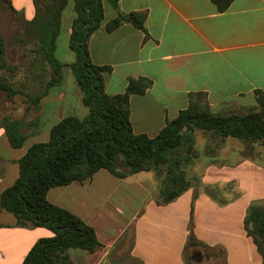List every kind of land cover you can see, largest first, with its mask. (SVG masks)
<instances>
[{
  "label": "crops",
  "instance_id": "crops-1",
  "mask_svg": "<svg viewBox=\"0 0 264 264\" xmlns=\"http://www.w3.org/2000/svg\"><path fill=\"white\" fill-rule=\"evenodd\" d=\"M11 2L12 11L23 13L25 21L35 17L34 0ZM70 3L74 15L66 26L71 36L77 14L72 0L67 7ZM31 7V12L26 11ZM104 7L105 21L90 37L88 48L94 64L112 68L104 74L106 92L109 95L124 93L131 78L152 81L145 95H133L130 100L135 133L156 137L168 120H174L189 106L192 93H206L213 112L218 105L217 112L244 113L257 108L256 91L264 93V0H235L223 13L217 11L211 0H119V9L126 14L147 13V32L130 23L108 32L105 24L117 16V11L107 2ZM66 97L67 93L64 99ZM0 133L2 149L12 148L1 127ZM215 150L218 151L214 156H222L208 164L200 180L203 190L193 184L168 205L157 204L152 193L144 208L124 209V213L107 200V184V188H96L94 178L92 184L76 182L90 195L82 199L84 209L76 215L96 230L103 247L95 253L71 249L69 255L74 264H125L124 254L129 256L130 264H186L191 221L195 238L207 247L197 248L202 252L198 264L219 261L264 264L262 254L245 229L249 207L254 202L264 201V167L253 157L241 156L242 149L228 146ZM21 157L6 158L0 153V195L19 177L17 162ZM119 180L124 192L130 195L138 194L141 185L148 181L146 178L136 182ZM206 186L217 187L221 193L231 195L228 200L224 199L228 204L221 206L214 201L206 193ZM51 190L48 200L66 209L62 193ZM51 193L55 194L54 201ZM99 197L104 200L101 202ZM130 229L132 239L126 252L127 243L122 240ZM52 236L53 232L47 228L20 226L13 214L0 210V264H8L17 256L18 263L22 264L41 238ZM19 242L27 246L18 255ZM207 250H215L217 255L208 256Z\"/></svg>",
  "mask_w": 264,
  "mask_h": 264
},
{
  "label": "trees",
  "instance_id": "trees-1",
  "mask_svg": "<svg viewBox=\"0 0 264 264\" xmlns=\"http://www.w3.org/2000/svg\"><path fill=\"white\" fill-rule=\"evenodd\" d=\"M69 1L34 0L35 17L25 23L27 34L34 39L36 48L43 53L51 69L47 88L31 99L34 104L46 97L50 89L61 84L62 69L68 66L57 60L55 52L63 12ZM72 1L77 18L72 26L70 47L76 52L77 60L71 68L89 113L83 119L76 116L64 118L52 127L48 141L30 146L17 162L19 177L0 195V210L13 214L20 226L47 228L54 234L41 238L22 264H74L69 255L71 249L95 253L103 247L92 226L48 200L53 188L76 182L83 184L93 180L101 170L122 180L142 172H156L162 175L157 203L168 205L194 184L188 177L187 168L198 158L197 131L215 139H237L247 144L251 154L254 146L264 145V93L261 91H256L257 108L244 113H215L206 93H192L189 106L174 120H168L156 137L135 133L130 117V100L133 95H145L152 81L143 77L131 78L124 93L109 95L105 90L104 74L111 72L112 68L92 62L88 41L105 21V2L117 11V16L105 24L108 32L126 23L147 32L148 15L146 12H122L119 0ZM234 1L211 0L220 13L226 12ZM5 6L14 10L11 0H0V11ZM6 53V41L0 33V70L10 72L14 69L8 65ZM0 91L8 97L21 94L6 80H0ZM0 127L5 130L12 148L24 147L29 135L21 121L5 118ZM205 191L220 204L227 203L214 196L220 193L219 188L206 186ZM197 197L198 194L194 201ZM245 229L264 258V201L254 202L249 207ZM190 230L186 255L190 253V259L195 260V255L202 256L197 248L207 247L195 238L192 221Z\"/></svg>",
  "mask_w": 264,
  "mask_h": 264
},
{
  "label": "rangeland",
  "instance_id": "rangeland-1",
  "mask_svg": "<svg viewBox=\"0 0 264 264\" xmlns=\"http://www.w3.org/2000/svg\"><path fill=\"white\" fill-rule=\"evenodd\" d=\"M32 10V7L26 9V11L29 12ZM72 15H74L73 5L70 3L69 7H67L65 11L64 27L61 30L59 39L57 41L55 53L57 60L61 64L68 65L62 69V82L61 84L50 89L49 94L40 102L34 104L31 99H34L38 94L45 91L48 82L51 79V69L46 60L43 58V53H41L36 48L34 39L29 34H27L24 14L21 12H13L8 6H5L3 10L0 11V33L6 37L8 45L6 61L8 65L14 69L10 72L0 70V80H6L12 84L14 88L20 90L21 92V94L18 96L8 97L5 92L0 91V123H2L5 118L21 121L25 127V132L29 135L28 140L21 149L7 148L4 150V148L2 149L1 140L0 153L6 158L21 157L33 144L48 141L52 127L64 118L68 116L82 118V116L88 114V108L83 104V93L80 91L77 85L76 78L71 68V65L77 60L76 52H74L70 47V35L68 33V26H66L68 20L72 19ZM65 93H67V97L64 99ZM136 106L137 105L134 102L132 106L134 113L136 112ZM219 108L220 105L214 108L216 111L215 113L235 112L231 110L217 112ZM1 138L2 137L0 136V139ZM246 145L247 144L234 138L221 141L219 138H211L209 135L204 134V132L197 131L196 153L198 154V158L194 160L187 168L189 178L192 179L194 185L197 186L199 190H203L202 186L200 185L201 177L205 173L209 163L220 160L219 158L222 156L221 154L219 155V158L218 156L214 155L218 151L215 149H219L221 147L229 146L234 150L242 149L241 156L253 157L257 163H262L263 165V143H260L259 146H254L252 149L253 154H251L252 152L246 147ZM209 150L215 152L210 153ZM236 155L239 156L240 153L237 152ZM161 177L162 175H159L156 172H142L124 179L129 182H136L137 180H142L144 178L148 179V181L145 180L146 182L141 185L142 187H140V191L136 195H130L124 192L125 190L122 187V184L119 183L120 180L105 170H102L96 174L94 177V183L96 188L108 187L109 192L107 200L112 202L111 205L114 208H122V211L124 212V209L135 211L137 209L144 208L147 202L150 201V196H152V193L155 198L154 200H156L157 203ZM92 182L93 180L88 181L90 184H92ZM105 184H107V187ZM83 190L80 187V184L74 183L67 188H54L51 190V192H61L63 195L62 199L64 202H67L62 204H67L66 209H69L70 211L72 210L71 212L76 214V212L80 213V211H83L84 207L82 199L88 197L89 195L87 193L88 191ZM225 193L226 192L223 191L222 193L220 192L214 196L222 200H228L229 197H232L231 195ZM53 195L51 193L50 197L52 201H54V199H52ZM98 200L102 202L104 197H99ZM214 201L216 200L214 199ZM226 204L222 205L219 203L221 206H226ZM124 236L122 241L127 243V252L131 244L132 230L130 229L129 231H126ZM19 238L20 237H18V240ZM26 246L27 244L22 246V242H19V244L16 246L18 255L24 251ZM206 253L208 256L217 255V251L215 250H207ZM190 256V253L186 255V264H194L201 257L199 255H195V260H191ZM122 258L123 260H126L125 264H130L127 262L129 258L127 254H124ZM18 260L19 258L17 256V258H14L9 263L19 264ZM196 264H198V262ZM216 264L223 263L219 261Z\"/></svg>",
  "mask_w": 264,
  "mask_h": 264
}]
</instances>
